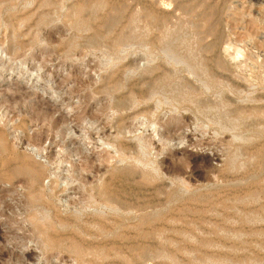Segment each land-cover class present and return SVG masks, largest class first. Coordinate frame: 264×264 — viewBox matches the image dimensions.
Returning <instances> with one entry per match:
<instances>
[{"label": "rangeland", "instance_id": "obj_1", "mask_svg": "<svg viewBox=\"0 0 264 264\" xmlns=\"http://www.w3.org/2000/svg\"><path fill=\"white\" fill-rule=\"evenodd\" d=\"M0 133V264H264V0H0Z\"/></svg>", "mask_w": 264, "mask_h": 264}, {"label": "bare ground", "instance_id": "obj_2", "mask_svg": "<svg viewBox=\"0 0 264 264\" xmlns=\"http://www.w3.org/2000/svg\"><path fill=\"white\" fill-rule=\"evenodd\" d=\"M104 2V1H103ZM116 7V6H114ZM113 7V8H114ZM112 19V18H111ZM15 99H19V98H16L14 97L13 99H10V101H14ZM173 120H175V118H173ZM174 122V121H173ZM172 123V122H171ZM168 124V123H167ZM169 127V126H168ZM178 127V126H177ZM170 128H171V125H170ZM169 128V129H170ZM174 128H175V125H174ZM177 129V128H175ZM169 131V130H168ZM172 131V129H171ZM169 133V132H168ZM12 151V146L10 145V143L8 142V140L6 139V136L4 135V133H0V152L1 153H4V152H11ZM15 153V152H14ZM1 159V158H0ZM40 168H44L43 165H41ZM23 173H26V174H29L30 176H32L33 178H40V173L38 171H32V170H28V169H23ZM37 207V206H36ZM32 211V210H30ZM28 213V212H27ZM32 213V212H31ZM34 213V212H33ZM29 215V214H28ZM35 216V215H34ZM29 217V216H28ZM51 217V216H50ZM49 217L48 216H43L42 218L40 219H36V220H32V225H33V231H38L40 230V228H42L44 226V224H46V220L48 219ZM44 219L43 222L45 223H42L41 220ZM50 220V219H48ZM58 226V225H57ZM58 229V227H57ZM62 231V230H61ZM43 235V230L40 231ZM60 232V231H59ZM54 235V234H53ZM0 236H1V232H0ZM49 250V247L47 245H45V248H44V251H47ZM4 255V253H3ZM27 260L28 261H33L34 260V257L32 254H28L27 256Z\"/></svg>", "mask_w": 264, "mask_h": 264}]
</instances>
